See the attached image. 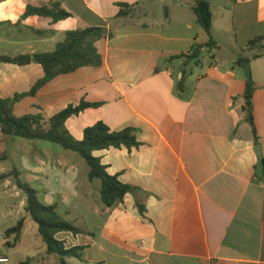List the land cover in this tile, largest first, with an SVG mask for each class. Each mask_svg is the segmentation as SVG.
<instances>
[{
  "label": "crops",
  "instance_id": "1",
  "mask_svg": "<svg viewBox=\"0 0 264 264\" xmlns=\"http://www.w3.org/2000/svg\"><path fill=\"white\" fill-rule=\"evenodd\" d=\"M208 1L212 48L194 0H0V57L52 53L69 31H108L97 43L101 68L58 76L21 100L15 115L48 120L82 102L98 103L67 120L75 139L103 122L115 132L135 129L141 144L94 152L110 175L138 189L107 207L101 181L89 180L81 157L0 130V162L16 151L41 202L84 231L57 235L67 248H86L69 264H264V0ZM54 3L71 16H25L29 7ZM119 4L132 6L130 14L119 17ZM197 48L198 58L182 57ZM44 76L38 64L0 62V97L28 93ZM23 218L19 241L4 238L0 254L11 257L9 264H59L37 224Z\"/></svg>",
  "mask_w": 264,
  "mask_h": 264
},
{
  "label": "trees",
  "instance_id": "2",
  "mask_svg": "<svg viewBox=\"0 0 264 264\" xmlns=\"http://www.w3.org/2000/svg\"><path fill=\"white\" fill-rule=\"evenodd\" d=\"M121 11L119 17L126 16L132 11V6L119 4ZM193 11L197 17V22L209 36V47L216 45L211 36L213 26V14L208 0H194ZM41 16L53 19L58 22L69 18L71 15L65 11L61 4L54 3L51 7L34 8L29 7L25 14L28 16ZM108 36L107 29L103 27H90L69 31L64 42L60 43L52 53L19 55L15 57L1 56L0 62L14 64L18 66H28L38 64L43 67L45 76L28 93L17 94L14 98L3 99L0 97V130L5 136L21 138L29 141L50 142L72 152L81 157L89 167V180L101 181V200L107 207H113L123 202L125 196L136 192L138 189L119 181L117 176H112L107 172L106 166L101 159L94 156L95 151H103L111 148H127L132 150L140 147V143L133 128H126L122 131H112L105 123L98 122L88 127L84 131L83 140H77L67 129L66 122L73 116H78L88 108L99 107L98 103L82 102L78 106H71L56 114L50 119H45L40 114H26L17 117L14 113L15 106L26 97H34L39 89L50 83L61 75H68L85 67L94 69L103 66V58L100 55L97 43ZM261 51L264 48H260ZM200 48L195 49L192 54L182 55L187 61L198 58ZM256 58L262 54L256 55ZM182 84V83H181ZM254 93L253 83L250 80L245 94L246 107L248 111L252 107V97ZM248 121L253 129L256 142L259 138L254 122V117L248 113ZM6 158L5 156L3 159ZM264 174V159L262 161ZM13 178L19 190L25 193L27 203L25 211L37 224L42 242L47 247L48 255H56L59 264H69V258H83L85 247L67 248L66 243L57 238L60 233H71L74 236L84 234V231L77 228L71 222L63 218L58 212L56 205H46L41 202L39 192L25 181L22 173L14 168L11 172L0 176V182ZM25 226V218L5 231V239L15 235V242H18ZM12 246L11 243H8ZM21 264H35V259L31 258Z\"/></svg>",
  "mask_w": 264,
  "mask_h": 264
},
{
  "label": "rangeland",
  "instance_id": "3",
  "mask_svg": "<svg viewBox=\"0 0 264 264\" xmlns=\"http://www.w3.org/2000/svg\"><path fill=\"white\" fill-rule=\"evenodd\" d=\"M20 141H22L23 143H34V144L40 143L42 147L43 146L56 147L58 151H60L64 155H69L72 157L76 156V154L65 151L63 150L62 147L52 143H47L42 141L32 142L25 139H21ZM27 145H30V147H32V144H27ZM11 154L12 155L9 156L8 161L0 162V176L5 173H9L14 168H17L19 171H22L21 170L22 166L19 165V159L21 157L18 156L16 151H12ZM83 163H84L83 170L88 171V165L84 160ZM25 174L26 172H24V177ZM95 182L100 183L99 180H95ZM30 184L32 185L33 188L36 189L35 183H30ZM26 203H27V197L25 193L17 188L13 178H9L5 181L0 182V247L3 245L5 240L4 239L5 230L7 228H11L15 226L18 223V221L21 220L24 216L29 215L25 211ZM22 247L23 248L25 247V250L29 251L28 243H26L25 246Z\"/></svg>",
  "mask_w": 264,
  "mask_h": 264
},
{
  "label": "built area",
  "instance_id": "4",
  "mask_svg": "<svg viewBox=\"0 0 264 264\" xmlns=\"http://www.w3.org/2000/svg\"><path fill=\"white\" fill-rule=\"evenodd\" d=\"M235 1V0H230ZM11 262V257L8 254H0V264H9Z\"/></svg>",
  "mask_w": 264,
  "mask_h": 264
},
{
  "label": "water",
  "instance_id": "5",
  "mask_svg": "<svg viewBox=\"0 0 264 264\" xmlns=\"http://www.w3.org/2000/svg\"><path fill=\"white\" fill-rule=\"evenodd\" d=\"M242 65H243V67H244V69H245V71H246V73L248 75V78L251 79V69L249 67V62L248 61H244L242 63Z\"/></svg>",
  "mask_w": 264,
  "mask_h": 264
}]
</instances>
